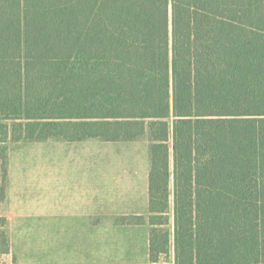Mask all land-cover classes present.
<instances>
[{
	"label": "trees",
	"instance_id": "obj_1",
	"mask_svg": "<svg viewBox=\"0 0 264 264\" xmlns=\"http://www.w3.org/2000/svg\"><path fill=\"white\" fill-rule=\"evenodd\" d=\"M146 134L149 263L264 264V0H0V142Z\"/></svg>",
	"mask_w": 264,
	"mask_h": 264
},
{
	"label": "rangeland",
	"instance_id": "obj_2",
	"mask_svg": "<svg viewBox=\"0 0 264 264\" xmlns=\"http://www.w3.org/2000/svg\"><path fill=\"white\" fill-rule=\"evenodd\" d=\"M150 147L148 134L0 142V264H150L151 228L134 221L148 218Z\"/></svg>",
	"mask_w": 264,
	"mask_h": 264
},
{
	"label": "crops",
	"instance_id": "obj_3",
	"mask_svg": "<svg viewBox=\"0 0 264 264\" xmlns=\"http://www.w3.org/2000/svg\"><path fill=\"white\" fill-rule=\"evenodd\" d=\"M148 259H149V256H148Z\"/></svg>",
	"mask_w": 264,
	"mask_h": 264
}]
</instances>
